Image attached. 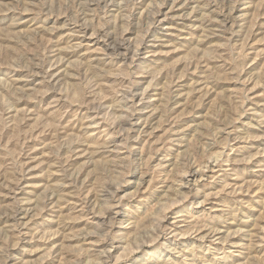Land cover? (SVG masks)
I'll return each mask as SVG.
<instances>
[{
	"label": "rangeland",
	"instance_id": "1",
	"mask_svg": "<svg viewBox=\"0 0 264 264\" xmlns=\"http://www.w3.org/2000/svg\"><path fill=\"white\" fill-rule=\"evenodd\" d=\"M0 264H264V0H0Z\"/></svg>",
	"mask_w": 264,
	"mask_h": 264
},
{
	"label": "bare ground",
	"instance_id": "2",
	"mask_svg": "<svg viewBox=\"0 0 264 264\" xmlns=\"http://www.w3.org/2000/svg\"><path fill=\"white\" fill-rule=\"evenodd\" d=\"M83 8H84V7H83ZM113 39H114V38H113ZM106 41H107V40H106ZM109 44H110V43H109ZM112 44H114V43H112ZM121 44H122V43H121ZM111 46H112V45H110V47H111ZM120 47H121V46H120ZM120 47H119V48H120ZM115 48H116V47H115ZM117 50H118V49H117ZM194 175H196V173H194Z\"/></svg>",
	"mask_w": 264,
	"mask_h": 264
}]
</instances>
